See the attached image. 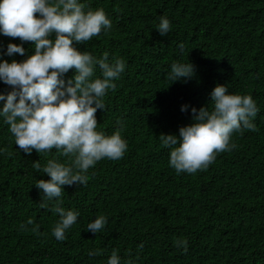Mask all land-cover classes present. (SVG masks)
<instances>
[{
	"label": "trees",
	"instance_id": "obj_1",
	"mask_svg": "<svg viewBox=\"0 0 264 264\" xmlns=\"http://www.w3.org/2000/svg\"><path fill=\"white\" fill-rule=\"evenodd\" d=\"M78 3L85 11L103 8L112 22L111 29L74 45L97 59L107 52L109 62H125L116 88L101 98L105 109L96 112V130L110 136L120 129L127 149L120 159L105 157L90 167L86 185L64 186L56 199L79 216L61 241L53 235L60 220L51 210L55 199L41 207L45 201L35 185L50 176L33 163L43 168L50 159L69 164V158L56 148L23 152L0 116V150L7 149L0 151V264H108L114 249L119 264H264V0ZM161 17L171 24L165 36L156 29ZM10 43L23 44L25 54L9 56ZM34 52L32 42L0 32V63ZM173 63H192L195 74L172 82ZM74 74L71 69L63 78ZM96 77L102 78L98 64ZM217 84L252 96L259 109L251 118L256 130L234 131L231 150L217 153L206 169L177 173L160 134L178 135L193 122V107L211 110ZM11 90L0 80V93ZM101 215L104 228L88 231ZM177 240H187L186 252Z\"/></svg>",
	"mask_w": 264,
	"mask_h": 264
},
{
	"label": "clouds",
	"instance_id": "obj_2",
	"mask_svg": "<svg viewBox=\"0 0 264 264\" xmlns=\"http://www.w3.org/2000/svg\"><path fill=\"white\" fill-rule=\"evenodd\" d=\"M86 7L78 0H0V32L32 42L35 48L34 54L23 61L0 63V80L12 88L6 94L0 93V100L6 101L0 116L23 152L30 155L36 150L40 154L56 148L69 158V164L50 159L43 168L39 160L33 163L36 171L50 176L47 180L39 179L35 185L45 201L41 207H47V202L55 199L51 210L59 214L60 220L53 235L61 241L65 230L79 216L77 211H66L62 201L56 199L62 196L64 186L86 185L85 173L90 167L105 157L120 159L127 149L120 129L110 136L96 130V112L105 109L101 98L106 90L116 88L113 81L125 70V62L120 58L109 62L107 52L97 59L74 45L86 43L112 27L103 8L85 11ZM156 29L162 36L168 35L169 19L161 17ZM25 51L23 44L7 46L9 56L17 53L23 56ZM97 64L102 78L93 79ZM71 69H75V74L66 82L63 76ZM194 74L192 63H173L168 78L174 82ZM210 104L211 110L209 105L199 111L193 107V122L181 126L178 135L160 134L163 145L171 149L169 163L177 173L206 169L217 153L231 150L229 142L234 131L242 127L256 130L251 118L259 109L251 95L230 94L225 85L217 84L211 92ZM181 110L186 111L187 106ZM27 223L33 221L29 219ZM106 224L107 218L101 215L87 225V230L98 233ZM175 244L187 251V240H177ZM108 264H119L117 250L112 251Z\"/></svg>",
	"mask_w": 264,
	"mask_h": 264
}]
</instances>
